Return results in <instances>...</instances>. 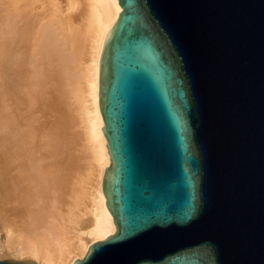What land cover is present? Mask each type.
<instances>
[{"label":"water","instance_id":"95a60500","mask_svg":"<svg viewBox=\"0 0 264 264\" xmlns=\"http://www.w3.org/2000/svg\"><path fill=\"white\" fill-rule=\"evenodd\" d=\"M118 2L99 61L116 231L72 264H264V0Z\"/></svg>","mask_w":264,"mask_h":264},{"label":"bare ground","instance_id":"6f19581e","mask_svg":"<svg viewBox=\"0 0 264 264\" xmlns=\"http://www.w3.org/2000/svg\"><path fill=\"white\" fill-rule=\"evenodd\" d=\"M121 12L118 0H0L1 258L72 264L116 231L103 192L110 157L99 108V61ZM54 84L65 86L58 95H69L75 116L64 103L51 124L58 103L53 108ZM74 123L82 125L86 157L68 183L76 152L56 168L52 156L68 154L65 146L73 141L66 133Z\"/></svg>","mask_w":264,"mask_h":264},{"label":"rangeland","instance_id":"374dc122","mask_svg":"<svg viewBox=\"0 0 264 264\" xmlns=\"http://www.w3.org/2000/svg\"><path fill=\"white\" fill-rule=\"evenodd\" d=\"M52 88H54V89L57 88V89H59V91H58L57 89H55V90H54V89H50V90H51V93H50V91H49V93H50V95H51V101H52V104H53V108H54V106H55V103L58 102V103H56V106H57V107L55 106V108L52 109V113L50 114V118H52V114H53V113L55 114V115L53 114V119H49L51 122H52V120H53V122H52L51 124H56L57 118H59L60 107H63V106H64L63 109H65V111L67 110L66 112H69V113H70L71 110H72V113H71V114H73V115L75 116V114H74V113H75L74 108L71 109V106L73 107V104H72V102L69 100V95H68V97H67V96L65 97V95H64L63 98H61L62 96H59V95H58V92H60V89L63 88V90H64L65 86L62 85V88H61V87L59 88V85H56V87H55V84H54ZM65 90H66V88H65ZM55 91H56L57 94H55V95L53 96L52 94H54ZM56 95H57V97H56ZM58 96H59V97H58ZM52 97H53V98H52ZM57 98H59V99H57ZM67 98H68V100H67ZM56 99H57V100H56ZM62 99H63V100H62ZM53 100H54V101H53ZM66 100H67V101H66ZM60 101H62V102H60ZM64 101H65V102H64ZM66 102H67V103H66ZM69 102H71V103L69 104ZM64 103H65V104H64ZM58 104H60V105H58ZM63 104H64V105H63ZM62 105H63V106H62ZM67 106H68V107H67ZM65 107H66V108H65ZM67 108H68L69 110H68ZM56 109H57V111H56ZM53 110H55V111H53ZM58 110H59V112H58ZM56 112H57V113H56ZM54 116H55V117H54ZM57 116H58V117H57ZM56 117H57V118H56ZM55 119H56V121H55ZM49 120H48V121H49ZM54 121H55V123H54ZM77 122H78V121H77ZM74 124H75V127L77 126V128L74 127V129H73V126L71 125L72 127H71V126H70V127H71L72 129L70 128V130H69V132H70V131H71V132L73 131L72 133H74V134H70L68 131H67V133H66L68 136H71V141H73V142H71L70 144H69V142H68L67 146H65V148H67L68 145H69L68 149L66 150L68 154L66 155V153H65L66 156H65V155L62 156V160L60 159V158H61L60 155L62 154V153H60V152H59L58 154H57V152H54L55 155L57 154L56 157L59 156L58 158L55 159V158H54V154H53V156H52L53 161H56V163H57V164H56L55 162L52 161L53 163H55L54 165H55V168H56L57 165H59L61 162L65 161V160H66V163H68V161H69L68 158L70 157V155L75 154V152H76V155H75V156L78 157V158H76L75 156L72 155L70 161H72L77 167H76V169L74 170L75 172H72L73 174H72V173H71V174H66L67 176H65V180L68 181V183H69V180H67L66 177H68V178L70 179V181H71V179H72V181H73V180H74V179H75V178H76V177L82 172V169L84 168V164H85V157H86V155H85V154H86V153H85L86 150H85L84 138H83V140H81V139H82V130H81V128H82L81 126H82V125H81L80 123H78V125H77V123H74ZM74 124H73V125H74ZM79 126H80V127H79ZM77 131H78V132H81V133L78 134ZM68 133H69V134H68ZM75 133H77L78 135L75 134ZM79 135H80V137H78ZM72 137H73L75 140H73ZM80 138H81V139H80ZM77 139H79V140H78V141H79L78 143L81 142L80 144H78V146H80V147L77 146ZM73 143H74V144H73ZM83 143H84V144H83ZM64 144H65V143H64ZM72 144L75 145V146L73 147ZM70 146H71V148H74V149H73L74 151H73V150L70 151V150H71V149H70ZM75 147H76L77 150H75ZM61 148H64V147L61 146ZM79 148H80L81 150H80ZM61 150H62V149H61ZM61 150H60V151H61ZM83 150H84V151H83ZM54 151H55V150H54ZM71 152H72V154H69V153H71ZM82 152H83L84 154H83ZM59 154H60V155H59ZM78 155H79V156H78ZM82 155H83V156L85 155V157L83 158ZM64 157H65V159L63 160ZM72 158H73V159H72ZM79 158H83V159H79ZM57 160H58V162H57ZM59 160H60V161H59ZM73 160H74V161H73ZM75 160H77V163H75V162H76ZM81 160L83 161V162H81V163H83V166H80V165H82V164L79 162V161H81ZM59 162H60V163H59ZM64 163H65V162L61 163L60 165H63ZM66 163H65V164H66ZM54 165H53V166H54ZM78 167H80V168L83 167V168H81V169L79 168V170H80V171H79V170H78ZM78 173H79V174H78ZM54 175H55V174H54ZM70 175H72V176L74 175V177L71 178ZM55 198H56V196L53 198V201H55V200H54ZM63 201H65V198H64ZM53 204H54V202H53ZM56 204H57V203L55 202V205H53V207H54V206H57ZM62 204H63V202H62ZM58 206H59V205H58ZM0 259H1L0 261H2V260H6V259H8V260H14V261H18V260H19V259L14 258V257H7V256H6V257H2V258L0 257ZM22 260H27V259H22Z\"/></svg>","mask_w":264,"mask_h":264}]
</instances>
